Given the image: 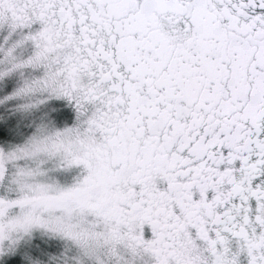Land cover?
<instances>
[{
    "label": "snow or ice",
    "instance_id": "1",
    "mask_svg": "<svg viewBox=\"0 0 264 264\" xmlns=\"http://www.w3.org/2000/svg\"><path fill=\"white\" fill-rule=\"evenodd\" d=\"M0 264H264V0H0Z\"/></svg>",
    "mask_w": 264,
    "mask_h": 264
}]
</instances>
